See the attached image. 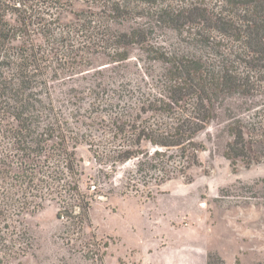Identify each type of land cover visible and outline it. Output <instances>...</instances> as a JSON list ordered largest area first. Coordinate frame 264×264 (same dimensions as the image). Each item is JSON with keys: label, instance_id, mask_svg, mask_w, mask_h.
<instances>
[{"label": "trees", "instance_id": "16d2710c", "mask_svg": "<svg viewBox=\"0 0 264 264\" xmlns=\"http://www.w3.org/2000/svg\"><path fill=\"white\" fill-rule=\"evenodd\" d=\"M75 1L88 8L73 10ZM65 12L75 24L61 27ZM164 28L180 46L157 43ZM64 35L81 52L72 61L62 56L71 70L89 66L93 52L126 61L134 45L166 65L148 90L123 93L119 112L101 124L110 133L104 143L76 132L55 106L51 49ZM233 98L251 114L229 126L224 155L250 165L260 161L254 145L264 144V0H0V214L20 216L56 201L57 217L82 229L91 224V202L80 187L79 143L112 165L144 157L138 171L158 172L150 177L160 184L197 165L196 136ZM18 249L10 254L27 250Z\"/></svg>", "mask_w": 264, "mask_h": 264}, {"label": "rangeland", "instance_id": "374dc122", "mask_svg": "<svg viewBox=\"0 0 264 264\" xmlns=\"http://www.w3.org/2000/svg\"><path fill=\"white\" fill-rule=\"evenodd\" d=\"M87 8L83 1L72 6ZM59 22L65 27L76 18L65 12ZM155 38L165 47L180 46L170 29ZM31 39L44 42L41 35ZM56 43L49 67L57 77L55 106L76 132L102 143L110 133L102 132L101 124L119 112V100L127 97L123 93L148 90L165 72V64L149 59L137 45L129 47L126 61L93 52L89 66L71 70L65 58L77 59L80 50L65 35ZM239 106L238 98L219 105L215 119L195 138L197 165L160 184L150 177L158 172L138 171L144 157L112 165L79 143L80 187L91 202V224L80 229L71 217H57L56 201L20 216L0 214V264H264V144L254 145L260 161L250 165L224 155L232 140L229 126L251 114ZM19 247L27 248L24 255L10 254Z\"/></svg>", "mask_w": 264, "mask_h": 264}]
</instances>
